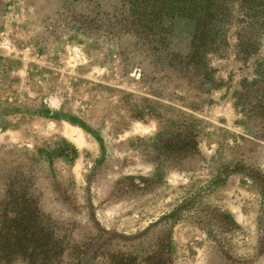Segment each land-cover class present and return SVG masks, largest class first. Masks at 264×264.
Returning a JSON list of instances; mask_svg holds the SVG:
<instances>
[{
  "label": "rangeland",
  "instance_id": "obj_1",
  "mask_svg": "<svg viewBox=\"0 0 264 264\" xmlns=\"http://www.w3.org/2000/svg\"><path fill=\"white\" fill-rule=\"evenodd\" d=\"M128 9L0 0V264H264V27Z\"/></svg>",
  "mask_w": 264,
  "mask_h": 264
},
{
  "label": "trees",
  "instance_id": "obj_2",
  "mask_svg": "<svg viewBox=\"0 0 264 264\" xmlns=\"http://www.w3.org/2000/svg\"><path fill=\"white\" fill-rule=\"evenodd\" d=\"M129 2V9L127 11L128 17L131 18L129 22L133 25V30L136 33L140 25L144 28L145 33L150 34L153 30H164L163 34L176 30L177 22L185 19L190 23L192 28V42L191 52L187 54L189 60H194L200 53L202 47L207 43L206 36L211 35L220 21L227 20L230 14V7L233 2L239 1L243 6L249 7L254 12L252 17L254 20L260 21L264 27V0H127ZM167 23V24H166ZM164 42H159L161 45L168 46L170 41L164 36ZM151 41L154 42L153 39ZM246 47H256L254 40H249ZM251 53L254 50H250ZM181 59V58H180ZM181 63V60H179ZM172 63H175L174 61ZM19 254L28 255V250L21 249ZM32 253V254H31ZM29 253L31 256L52 257L51 250L39 252L32 250Z\"/></svg>",
  "mask_w": 264,
  "mask_h": 264
}]
</instances>
